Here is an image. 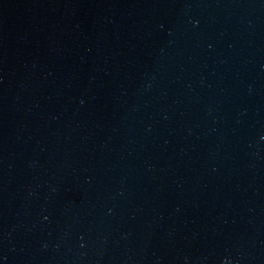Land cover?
I'll use <instances>...</instances> for the list:
<instances>
[{"label": "water", "instance_id": "obj_1", "mask_svg": "<svg viewBox=\"0 0 264 264\" xmlns=\"http://www.w3.org/2000/svg\"><path fill=\"white\" fill-rule=\"evenodd\" d=\"M0 264H264V0H0Z\"/></svg>", "mask_w": 264, "mask_h": 264}]
</instances>
